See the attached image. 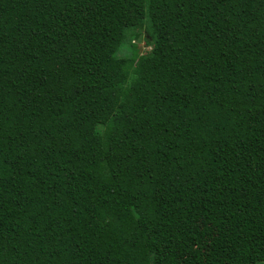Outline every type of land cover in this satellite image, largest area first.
I'll list each match as a JSON object with an SVG mask.
<instances>
[{"label":"trees","instance_id":"16d2710c","mask_svg":"<svg viewBox=\"0 0 264 264\" xmlns=\"http://www.w3.org/2000/svg\"><path fill=\"white\" fill-rule=\"evenodd\" d=\"M261 261L264 0H0V264Z\"/></svg>","mask_w":264,"mask_h":264},{"label":"rangeland","instance_id":"374dc122","mask_svg":"<svg viewBox=\"0 0 264 264\" xmlns=\"http://www.w3.org/2000/svg\"><path fill=\"white\" fill-rule=\"evenodd\" d=\"M138 46V45H137ZM140 47H141V51H145L146 49H148V47H146L143 43L140 42ZM252 264H264V261L261 262H256V263H252Z\"/></svg>","mask_w":264,"mask_h":264}]
</instances>
